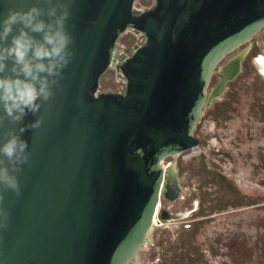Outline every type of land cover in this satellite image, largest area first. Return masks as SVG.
I'll use <instances>...</instances> for the list:
<instances>
[{"label":"water","instance_id":"95a60500","mask_svg":"<svg viewBox=\"0 0 264 264\" xmlns=\"http://www.w3.org/2000/svg\"><path fill=\"white\" fill-rule=\"evenodd\" d=\"M59 2L73 55L53 96L22 122L43 118L21 134L29 159L16 173L20 195L0 185V264H131L154 227L165 158L199 145L215 69L264 29V0ZM33 5L48 7L0 0V20ZM127 31L144 36L131 55L117 49ZM113 66L125 87L102 91ZM21 126L0 123V144Z\"/></svg>","mask_w":264,"mask_h":264},{"label":"rangeland","instance_id":"374dc122","mask_svg":"<svg viewBox=\"0 0 264 264\" xmlns=\"http://www.w3.org/2000/svg\"><path fill=\"white\" fill-rule=\"evenodd\" d=\"M263 30L216 67L195 129L199 151L165 158L158 222L131 264H264ZM143 41L127 31L117 49L131 55ZM124 87L116 67L103 74L102 91Z\"/></svg>","mask_w":264,"mask_h":264},{"label":"clouds","instance_id":"9594fccd","mask_svg":"<svg viewBox=\"0 0 264 264\" xmlns=\"http://www.w3.org/2000/svg\"><path fill=\"white\" fill-rule=\"evenodd\" d=\"M47 8L33 5L27 11L9 9L0 20V123L8 120L21 124L19 134L9 129L0 144V185L20 195L16 173L29 159L28 142L22 135L29 129H37L43 123L38 117L23 125L31 113L37 115L42 105L53 96V87L59 88L63 70L73 55L70 45L73 37L66 27L70 11L66 4L46 0ZM46 17L47 19H45ZM19 25L16 34L14 26ZM38 34V35H34ZM11 36V42L8 38ZM11 61V66L6 63ZM4 199L0 194V201ZM7 212L0 209L7 227Z\"/></svg>","mask_w":264,"mask_h":264},{"label":"bare ground","instance_id":"6f19581e","mask_svg":"<svg viewBox=\"0 0 264 264\" xmlns=\"http://www.w3.org/2000/svg\"><path fill=\"white\" fill-rule=\"evenodd\" d=\"M263 32H264V30H263ZM263 68H264V58H263ZM198 148H199L198 146L195 147V148H193V150H194L195 153L199 151ZM175 156H176V155H175ZM163 165H164V168H165V181H164L163 187H165V184H166V182H167L168 180H170V177L167 176L168 165H166L165 163H163ZM170 170H171V169H170ZM170 170H169V171H170ZM162 195H163V190H162ZM160 205H161V201L158 203V207H157L156 215H155V217H154V224H153V226L158 222V213H159V211H160Z\"/></svg>","mask_w":264,"mask_h":264},{"label":"built area","instance_id":"2783aa9c","mask_svg":"<svg viewBox=\"0 0 264 264\" xmlns=\"http://www.w3.org/2000/svg\"><path fill=\"white\" fill-rule=\"evenodd\" d=\"M122 91V90H121Z\"/></svg>","mask_w":264,"mask_h":264}]
</instances>
